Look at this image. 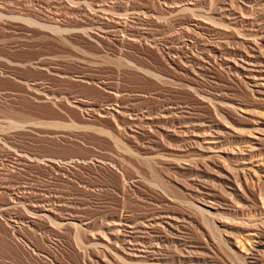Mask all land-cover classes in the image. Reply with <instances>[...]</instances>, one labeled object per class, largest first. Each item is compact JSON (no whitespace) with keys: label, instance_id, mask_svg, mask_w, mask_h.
<instances>
[{"label":"rangeland","instance_id":"374dc122","mask_svg":"<svg viewBox=\"0 0 264 264\" xmlns=\"http://www.w3.org/2000/svg\"><path fill=\"white\" fill-rule=\"evenodd\" d=\"M222 2L207 0L197 12L215 28H226L218 15ZM184 8L166 0H0V264H104V259L118 264L106 250L88 249L99 242L80 225L89 223L91 236H103L112 215H137L165 194L181 196L189 185L190 173L177 165L194 157L174 151L189 146L188 141L167 136L147 116L160 117L165 106L192 102L187 88L177 85L178 78L194 82L179 68L191 64L192 53L209 43L226 41L234 47V42L229 31L224 36L221 30L196 31L178 22V14L188 15ZM256 8L248 10L251 18ZM182 28L194 29L195 40ZM250 28L238 25L230 31L235 35ZM210 52L204 76L208 94H225L237 107L229 115L208 100V111L217 109L214 114L221 112L242 134L225 140L223 148L243 149L244 163L227 162L246 167L237 182L256 195L249 193V202L232 196L236 206L221 216L233 227L224 229L231 251L222 246L220 253L243 264L257 242L246 225L264 230V149L253 142H264V101L221 64L222 55ZM149 143L153 149L145 148ZM222 156L211 150L207 165L221 163ZM69 211L83 221L60 226L55 219ZM192 233L201 239L195 228ZM106 244L110 253H119L120 241Z\"/></svg>","mask_w":264,"mask_h":264},{"label":"bare ground","instance_id":"6f19581e","mask_svg":"<svg viewBox=\"0 0 264 264\" xmlns=\"http://www.w3.org/2000/svg\"><path fill=\"white\" fill-rule=\"evenodd\" d=\"M166 1L174 4H182L185 7L184 11H189L187 13L188 15L183 13L178 14V22L186 23L188 27H192L196 31H209L214 33L217 30H221L219 32L222 35H224V33L230 32L227 35L233 39L231 43L234 42L232 43L234 47L231 45V47L227 46L229 44H226V41L222 44L209 43L210 46H208L209 44L207 45V48L205 46L201 53L198 52L196 54L192 53L190 56L188 55L190 61H187L191 62V64L186 63L179 65V68L182 71L185 72L186 70L190 72L191 80L194 81L184 82L180 78L177 79V85H179L181 88H184L185 90L187 88V90L190 92L189 94L192 98L190 101L192 102L188 101L180 103L179 105L170 106H165V104L163 105L165 107L161 109V111L163 110V113L160 115V117L158 114L156 117H154L152 114H148V116L146 115L147 117L151 118L143 116L146 117L152 124L160 123L162 125L161 130H164L168 134H166L167 136L175 137L179 141H188L189 146L184 148L179 146L174 151L184 154L189 152L194 157L192 163L182 162L178 165L176 164L179 171H187L190 173L191 180L189 185L183 186L181 196L175 197V199H171L172 197L169 198L170 196L165 194L161 196L159 200L154 201L155 203H150L149 201L151 206L148 209L145 208L147 209L146 211L137 215H112L110 218L111 220L108 223H103L107 230V233H104L103 236H99L97 238L91 236L89 233V223H83L82 225L85 227L83 228L82 225H80V228L82 232L88 234V237H91L92 239L99 242H97L98 244L88 245V249L90 246V249L91 247H95L101 248L102 251L106 250V253L115 259V261L117 260V262H119L118 264H166V261L171 264H235L230 255L226 256L222 252L220 253V248L222 246H224L225 249L231 251V242L229 239L224 237V235L226 236L225 231L227 232V230L224 229L233 227L232 225L230 226V224H228L221 216L225 212L231 211L236 206L234 204L235 200H233L232 196L235 198L239 197L240 199H244L249 202L247 195H249V193L254 197L256 195L253 193L254 191L252 192L251 189H249L248 186L245 188L240 186V183L237 182L239 172L243 173L246 167H242V169L238 167L234 168L233 165L232 167L231 164L228 163L229 161H231L232 164H238L239 162L244 163L246 160L244 155L246 154L243 153V149L239 148V151L237 152L233 148V150L231 148H223L224 144L226 143L225 140L230 138L233 142L236 139H241L242 134L236 131L235 128H231L228 122L226 123V121H224V119L221 117L222 115H220L221 112L219 114L217 113V115L216 113L214 114L217 109H220L224 110L230 115V110L237 107H234L236 102L233 103L231 100L224 97L225 94H208V82L204 78L207 76V62L212 57L210 51H213V53L217 54V56H223L221 57V60L219 59L221 64L232 71V74L235 77L238 76L242 80L246 81V84L250 88L251 94L254 98L264 101V0H239L242 6L240 5L237 8L234 6L233 1L222 0V6L220 9H218V15L227 21V25L225 26L226 28L221 27L222 29L219 28V26L218 28H215V26H213L209 21L211 19H209L208 16H204L197 12L200 7L204 6L205 4L207 5V0ZM255 5L259 6L260 9L256 8L259 11H255L256 15L254 18H251L252 15L248 14V10ZM212 9L214 8L212 7ZM116 23L117 25L119 24V22ZM108 25L110 26L109 23ZM238 25L251 28L246 32L239 31V33L232 35L234 33H232L230 30L235 31V29H232V27L235 26L236 28ZM105 27H107V25H105ZM111 27L114 26H110V28ZM192 28H182V30L187 32L189 37L195 40L196 37L194 38L192 36L194 32V29ZM110 31L105 32L109 33ZM209 42L211 41L209 40ZM174 60L173 63L177 64V62ZM217 63L219 62L217 61ZM187 66L190 67V70L186 68ZM201 87L203 90L205 88L206 91H202ZM208 100H212L211 103H213V106H211L213 108H215L214 105L217 107L216 110L214 109L215 111H213V113H211L212 110L210 111V109L208 111ZM79 103L81 104V102ZM119 112L121 113V111ZM123 113L124 112L122 110L121 115L124 116L125 113ZM134 118L135 117H133V119ZM130 119H132V117ZM141 119V122H144L143 120L145 119ZM153 142L157 143L155 141ZM253 142L254 145L260 147L258 148L259 150L264 149L263 139H254ZM153 146V143H149L148 145H145V148H148L149 150L153 149ZM252 148L254 147L252 146L251 149ZM213 149H217L219 152L221 151L226 154V157H220L221 163L212 162L214 167L207 165L208 152ZM251 156L252 153L249 154V157ZM54 161L53 164L61 167V165L57 163L58 161ZM184 206H187L188 208L190 207L194 212L190 211L189 209H185ZM36 208L38 207L36 206ZM40 210L36 209V211ZM196 213L202 216V220L198 218L199 215H195ZM42 215V217H44L45 214ZM207 216H213L215 218V222L214 220L213 222H210ZM38 217L41 216L38 215ZM78 217L79 216L73 213V211H69L67 214L61 217L60 220H55L59 221L56 222H58L60 226H74L75 222H71L73 220H77ZM78 220L80 222L83 221L80 218ZM246 226V230L251 229L250 231H252L253 236L255 239H257V242L255 246L247 250L249 251V254H247L249 256H244L242 258V262L243 264H264V260L262 258V253H264V230L257 228V226H253V228H248V225ZM242 227L243 225L240 228ZM194 228L199 234H201V239L197 238V236H195L196 234L193 235L192 229ZM231 236L232 235L230 234V237ZM116 241H120L121 243L120 247H118L119 245L116 246V251H119L120 254L110 253L108 248L106 249V242L111 244L112 242L115 243ZM108 261L109 260L106 261V259H104L103 263L109 264L110 262L108 263Z\"/></svg>","mask_w":264,"mask_h":264}]
</instances>
